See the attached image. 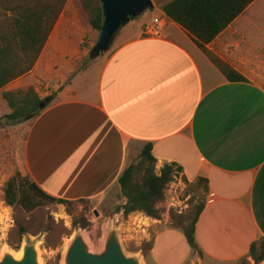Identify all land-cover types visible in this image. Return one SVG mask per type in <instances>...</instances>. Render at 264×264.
<instances>
[{"label": "crops", "instance_id": "obj_1", "mask_svg": "<svg viewBox=\"0 0 264 264\" xmlns=\"http://www.w3.org/2000/svg\"><path fill=\"white\" fill-rule=\"evenodd\" d=\"M254 2L208 44L248 81H227L172 20L162 37L145 36L144 24L165 14L160 8L135 31L118 32L121 41L95 81L63 87L33 120L25 164L36 183L58 198L99 204L116 196L120 204V175L152 143L157 174L176 162L183 168L179 181L208 180L197 223L204 264L246 257L264 237V87L250 77L255 61L240 54L252 44L250 54L260 59L264 19L253 15ZM169 199L166 194L159 206L169 209ZM131 215L149 220L141 223L143 240L153 241L146 260L187 264L193 258L168 214Z\"/></svg>", "mask_w": 264, "mask_h": 264}, {"label": "trees", "instance_id": "obj_2", "mask_svg": "<svg viewBox=\"0 0 264 264\" xmlns=\"http://www.w3.org/2000/svg\"><path fill=\"white\" fill-rule=\"evenodd\" d=\"M82 19L100 31L103 24V8L100 0H75ZM255 0H170L162 5L169 20L184 28L210 61L220 70L227 81H248L226 60L208 47L238 16ZM67 0H0V89L28 73L40 57ZM3 98L11 112L0 117V129L14 123L34 120L45 108H40L42 98L33 86L6 90ZM157 159L153 144L147 143L139 158L131 163L118 179L121 197L116 212L124 210V217L136 211L161 219L163 210L159 206L166 200L169 184L183 171L176 162H168L156 173ZM187 193L194 182L185 176ZM195 183L208 192V180L200 177ZM80 199L75 201H85ZM4 201L10 206H20L32 212L43 205L69 204L75 202L58 198L45 192L32 178L23 160L18 162L15 174L4 187ZM187 212L170 209L171 227L180 229L194 254L204 252L197 239V223L205 207V198L195 202L190 198ZM153 241L147 243L145 255L150 252ZM248 257L255 263L264 261V237L252 243ZM246 256V257H247ZM242 257L240 260L244 262Z\"/></svg>", "mask_w": 264, "mask_h": 264}, {"label": "rangeland", "instance_id": "obj_3", "mask_svg": "<svg viewBox=\"0 0 264 264\" xmlns=\"http://www.w3.org/2000/svg\"><path fill=\"white\" fill-rule=\"evenodd\" d=\"M168 1H156L154 8L147 9L136 16L123 26L119 33L123 29L135 31L141 22L158 15L156 8L162 9V5ZM253 11L256 18L264 19V0H256ZM99 36L100 31L87 24L85 18L82 19L76 1L67 0L34 67L0 89V117L11 112L8 103L3 98L6 90L33 86L42 98L53 96L51 101L53 102L55 95L63 87L72 83L76 87L81 79L95 81L114 47L121 41V38L117 36L103 55L90 58V52ZM256 46L260 50L259 60H256L254 53L251 55L249 52L255 47L252 44L246 50L240 51V54H245L251 61H255L251 65L253 72L249 71L250 77L264 87V42ZM92 86L93 83H89L86 86L88 90L82 93H90L89 88ZM32 122L33 119L0 129V257L5 249L16 252L20 250L25 235L38 236L43 233L39 244L42 264H61L65 246L77 227L85 230L93 248H99L108 217L116 212L119 202L118 198L113 196L112 199L99 204L89 200L75 201L68 205L69 208L64 204H52L43 205L32 212H26L20 206L8 205L4 201V187L8 179L15 174L18 162L20 160L25 162V144ZM180 176L171 182L166 190V194L170 197L171 207L169 209L161 207L162 218L167 217L168 214L170 225L171 208L179 212H187L191 205L189 201L191 197H194L195 202H200L204 198V188L195 182L190 188L191 191L187 193L188 187L183 180L179 181ZM167 210L168 213H166ZM120 222L122 240L126 250L129 253L140 252L145 255L147 243L150 241L143 240L146 230L142 229V219L140 220L138 215H129L127 218L122 216ZM146 263L154 264L150 259H147ZM217 263L223 264L219 261L210 263L207 260L205 262V264ZM233 264L257 263L252 258L245 257L244 262L238 260ZM260 264H264V261Z\"/></svg>", "mask_w": 264, "mask_h": 264}, {"label": "water", "instance_id": "obj_4", "mask_svg": "<svg viewBox=\"0 0 264 264\" xmlns=\"http://www.w3.org/2000/svg\"><path fill=\"white\" fill-rule=\"evenodd\" d=\"M100 1L104 19L99 39L90 52V58L103 55L123 26L145 10L154 8L155 2L159 0ZM52 99L53 96L46 98L41 102L40 108H45ZM122 216H124L123 209L108 217L102 233V243L96 249L93 248L85 230L77 227L65 246L61 264H147L144 254L129 253L126 250L121 235ZM42 235L43 233L38 236L25 235L20 250L3 251L0 264H42L39 248ZM187 264H204L203 256L196 253Z\"/></svg>", "mask_w": 264, "mask_h": 264}, {"label": "built area", "instance_id": "obj_5", "mask_svg": "<svg viewBox=\"0 0 264 264\" xmlns=\"http://www.w3.org/2000/svg\"><path fill=\"white\" fill-rule=\"evenodd\" d=\"M168 17L166 14L154 17L143 26V34L148 37H162L165 33Z\"/></svg>", "mask_w": 264, "mask_h": 264}, {"label": "bare ground", "instance_id": "obj_6", "mask_svg": "<svg viewBox=\"0 0 264 264\" xmlns=\"http://www.w3.org/2000/svg\"><path fill=\"white\" fill-rule=\"evenodd\" d=\"M142 221L144 222V224H147L148 219H142ZM20 254V252L18 253V255Z\"/></svg>", "mask_w": 264, "mask_h": 264}]
</instances>
